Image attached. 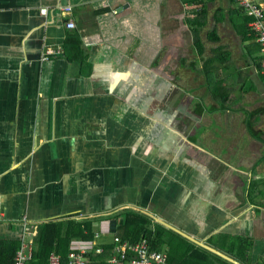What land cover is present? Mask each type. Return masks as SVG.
Returning <instances> with one entry per match:
<instances>
[{"label": "crops", "instance_id": "crops-1", "mask_svg": "<svg viewBox=\"0 0 264 264\" xmlns=\"http://www.w3.org/2000/svg\"><path fill=\"white\" fill-rule=\"evenodd\" d=\"M239 10L233 0H0V242L21 241L23 216L36 232L102 219L117 237L134 212L153 232L178 234L170 224L216 250L223 235L250 236L259 262L263 57ZM68 39L84 59L69 58ZM95 234L73 242L113 247Z\"/></svg>", "mask_w": 264, "mask_h": 264}, {"label": "trees", "instance_id": "trees-1", "mask_svg": "<svg viewBox=\"0 0 264 264\" xmlns=\"http://www.w3.org/2000/svg\"><path fill=\"white\" fill-rule=\"evenodd\" d=\"M190 2L193 4H206V0H190ZM238 12L240 15L245 14L241 9ZM244 19L246 24L244 34L253 35L250 28H247L252 19L246 15ZM198 44L201 47L202 43L200 40ZM71 46L73 55L69 58L72 60L84 59L81 50L73 45L69 39L65 44V52L67 53V48ZM119 228H121L120 236L118 235ZM119 228L116 229L117 237L124 242L134 245L145 238L149 240L152 249L160 252H162V246L166 244L168 246L167 264H232L218 255L196 246L182 236L165 229L164 226L163 228L162 226L161 228H156L153 232L150 219L144 215L134 212L126 213ZM95 238L96 234L92 220L67 218L40 223L37 225V234L33 238L32 261L29 264H47L48 256L51 253L60 255L62 263L65 264L73 241H92ZM223 239L224 246L220 250L217 249L218 251L240 264H253L251 262V251L254 246L252 237H226L223 235ZM20 245L21 241L13 243L0 242V262L2 261V264H11ZM104 248V254L97 255L93 253L90 255L91 264H108L107 261L112 255V247ZM256 264H264V256Z\"/></svg>", "mask_w": 264, "mask_h": 264}, {"label": "built area", "instance_id": "built-area-1", "mask_svg": "<svg viewBox=\"0 0 264 264\" xmlns=\"http://www.w3.org/2000/svg\"><path fill=\"white\" fill-rule=\"evenodd\" d=\"M239 9L245 15L252 19L249 23V28L255 37L256 42L260 45L262 54L261 69L264 74V4L256 2L255 0H235ZM63 14H70L72 7L70 5L61 7ZM45 13L44 11L41 12ZM65 27L71 29L74 24L71 20L65 23ZM52 51L47 50L49 54ZM46 59V58H44ZM21 228V245L11 264H29L32 260L33 238L36 236V226L31 224L25 216L20 219ZM100 235L96 236L99 239ZM95 240L94 242L84 243V245H77L75 242L71 243L69 252L67 254L65 264H91L90 254L97 255L104 254L105 248ZM98 245V246H97ZM112 255L108 259V264H167L168 254L152 249L148 239L143 238L137 244H130L124 242L118 237L113 240ZM47 264H63L60 255L51 253L48 256Z\"/></svg>", "mask_w": 264, "mask_h": 264}, {"label": "water", "instance_id": "water-1", "mask_svg": "<svg viewBox=\"0 0 264 264\" xmlns=\"http://www.w3.org/2000/svg\"><path fill=\"white\" fill-rule=\"evenodd\" d=\"M167 226H169L170 229H172L173 231L177 232L179 235L183 236L184 238L188 239V240H191L192 242L198 244L199 246H201L202 248L210 251L211 253L213 254H216L218 255L219 257L225 259L226 261L232 263V264H240L239 262L235 261L234 259L230 258L229 256L225 255L224 253H221L220 251L208 246V245H205L199 241H197L196 239H194L193 237L191 236H188L187 234H184L182 233L181 231H179L178 229L174 228V226L170 225V224H165Z\"/></svg>", "mask_w": 264, "mask_h": 264}, {"label": "rangeland", "instance_id": "rangeland-1", "mask_svg": "<svg viewBox=\"0 0 264 264\" xmlns=\"http://www.w3.org/2000/svg\"><path fill=\"white\" fill-rule=\"evenodd\" d=\"M42 15H45V13H42ZM125 216V215H124ZM124 218V217H123ZM112 220H115V217L112 219ZM112 220H110V221H112ZM109 221V222H110ZM108 222V223H109ZM109 225V224H108ZM95 231H97L98 233H100V234H105V233H109V235H110V238L111 239H113V238H115L112 234H111V232L109 231V226H107V228H106V226H105V223L104 222H102V219L101 220H98L97 221V225L95 226V229H94ZM120 230H121V228H119V232H118V235L120 236L121 235V233H120ZM162 249H163V252H166V253H168V246L165 244V245H163V247H162Z\"/></svg>", "mask_w": 264, "mask_h": 264}]
</instances>
